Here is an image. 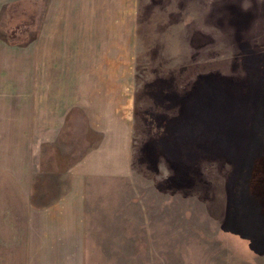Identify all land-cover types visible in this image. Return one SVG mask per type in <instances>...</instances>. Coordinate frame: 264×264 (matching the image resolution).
I'll list each match as a JSON object with an SVG mask.
<instances>
[{"label": "rangeland", "instance_id": "1", "mask_svg": "<svg viewBox=\"0 0 264 264\" xmlns=\"http://www.w3.org/2000/svg\"><path fill=\"white\" fill-rule=\"evenodd\" d=\"M55 19L66 31L48 43L63 55L50 58L40 37ZM51 59L80 101L39 144ZM87 102L123 117L130 161L50 213L88 227L84 264H264V0H0L1 218L48 213L52 190L70 192L72 166L105 135ZM41 163L58 185L29 184Z\"/></svg>", "mask_w": 264, "mask_h": 264}, {"label": "crops", "instance_id": "2", "mask_svg": "<svg viewBox=\"0 0 264 264\" xmlns=\"http://www.w3.org/2000/svg\"><path fill=\"white\" fill-rule=\"evenodd\" d=\"M49 25L48 27L50 28L53 26L52 24ZM57 25H60L61 29L62 22L55 19L54 32L50 28L47 31L46 28V33L44 34L46 37L43 38V35L40 37V47L43 48L44 55L50 58L63 55V52L58 50V46L48 43L52 40L60 41L62 32L65 33L66 31L63 27L59 34ZM47 62L48 64L39 73V89L42 92L38 95L37 121L38 135L40 137L39 144L56 142L57 138L61 135L62 128L68 122V117L72 115H70L72 109L80 101V87L77 82L73 83L71 81V71L65 65H62V63L60 65L57 64L55 59ZM91 89L93 90V87ZM89 90L90 87L87 88L88 97ZM87 95L86 99L88 101ZM90 95L91 98H95V93H90ZM100 97H104V95H100ZM99 103L106 104L104 101ZM85 110L86 119H90L92 127L95 124V116L102 122L101 131L105 134L102 145L100 148L88 151L82 160L72 166L73 174L74 170H80L81 177H79L80 175H75L76 178L72 180L70 192L68 191L63 195L57 191L47 190L52 193L48 197L52 201L48 213L40 209L37 215L35 210L10 208L7 210L6 219L0 217V264L86 263L84 257L87 258L88 255V251H86V246L88 245V227L82 224H71L69 221L62 219L63 223H58L57 221L50 223V213L57 210L60 211V207H66L65 212L67 213L71 205L72 195L75 201H83L85 199L84 177L96 174L119 175L122 171L125 172L130 159L128 154L129 128L123 117L121 119L119 116L118 118L114 116L113 119L109 120V117L106 118L104 116L106 112L105 105H102V108L98 109V113H101L96 115L94 102L91 105L87 102ZM44 168L46 167L41 163L37 180L32 177L29 184L49 186L54 181V185H58L59 181L57 179L50 176L46 178L44 176V173L54 171H48ZM7 179L10 178H6L5 180ZM5 180L1 181L0 184H9ZM30 197L31 204L34 197ZM57 215L59 214L57 213ZM36 217L39 219V222L34 220Z\"/></svg>", "mask_w": 264, "mask_h": 264}]
</instances>
